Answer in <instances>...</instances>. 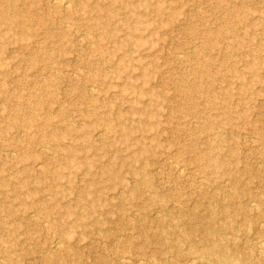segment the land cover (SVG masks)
Here are the masks:
<instances>
[{"label":"rangeland","instance_id":"374dc122","mask_svg":"<svg viewBox=\"0 0 264 264\" xmlns=\"http://www.w3.org/2000/svg\"><path fill=\"white\" fill-rule=\"evenodd\" d=\"M65 1L0 19V264H188L163 209L264 199V0Z\"/></svg>","mask_w":264,"mask_h":264},{"label":"bare ground","instance_id":"6f19581e","mask_svg":"<svg viewBox=\"0 0 264 264\" xmlns=\"http://www.w3.org/2000/svg\"><path fill=\"white\" fill-rule=\"evenodd\" d=\"M5 3L6 0H1L0 19H7L9 23H11L12 25L13 24L16 25L17 23H20L18 16L16 15L13 16L9 13L8 14L5 13L8 10V7L7 5H5ZM53 3L56 6L59 7L61 6L62 8L63 7H65L66 9L69 8V4L66 3L65 0H53ZM197 161L201 162V159H198ZM209 162L210 163L208 167H212V168L219 166L220 164V162L216 159H213ZM176 169H178V167ZM137 173L140 174L141 171H137ZM141 183L153 187L152 179H146ZM219 195L215 194L214 197H217ZM239 196L240 194H236L231 199L229 198L230 197L229 195L224 194V198H226V200L229 198L227 200V203H222L220 205L212 204V203L203 204L205 209H207V216L199 219L198 216H196L197 215L196 208L201 204L198 205L196 204L195 206L189 208L190 211L189 213H191V215L194 216L193 217L194 220L195 219L196 220L190 225L178 229L177 231L176 230L172 231L170 227L167 226L168 217L172 215L174 209H168V208L165 210L163 209L162 215L157 219V223L159 224V226H161L160 230L162 233L166 235V237L159 236L157 238L156 237L153 238L146 236L145 240H148L151 243H156L159 245L166 244V246L169 245V247L171 248L176 247L180 243H185V242L190 243L192 257L189 258L188 264H250L249 261H251V263L253 262V264H264V238H263L264 210L260 208V205L264 204V199L259 196L250 195V197H252L253 198L252 200L254 201V204L251 205L248 204L246 201L236 202L237 201L236 199L239 198ZM232 207L236 208V210H234ZM230 208H232L233 211ZM180 209L182 211L188 210L186 206L184 207L182 206V208ZM181 210H179L180 213L182 212ZM242 211L254 213L255 217L258 218V221L256 219V224L250 223L249 227L246 229L238 228V226H236L237 225L236 216H238ZM225 230L229 231V236L220 235L221 237H216L219 231L225 232ZM196 232H198V235L196 234ZM143 233L144 232H142V234ZM240 233L242 234L245 233L249 235L250 238L248 239L250 240L246 241V242L251 241V243L249 242V246L247 245V247H244L246 245L244 241L242 243H244L245 245L244 244H243L244 246L241 245L242 238H240L239 236ZM145 234L146 233H144V235ZM169 234L172 235V238H169L170 236L168 237ZM178 247L179 246H177L176 248ZM198 247H200V249ZM181 253L183 252H180V254ZM185 256L189 257V254ZM141 259L138 260L139 263L143 262Z\"/></svg>","mask_w":264,"mask_h":264}]
</instances>
